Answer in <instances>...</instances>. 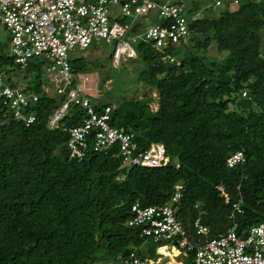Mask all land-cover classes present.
Returning <instances> with one entry per match:
<instances>
[{"label":"trees","instance_id":"1","mask_svg":"<svg viewBox=\"0 0 264 264\" xmlns=\"http://www.w3.org/2000/svg\"><path fill=\"white\" fill-rule=\"evenodd\" d=\"M207 1L171 2L185 15L200 13L176 43L161 51L151 40L133 46L141 97H126L120 63L110 64L117 70L116 92L105 90L107 101L91 94L89 77L83 91L96 114L110 106L108 125L131 134L136 150L161 144L169 159L162 167L128 164L117 140L93 149L94 126L82 157H69L68 129L81 123L86 110L71 100L50 126L48 118L66 96L43 92L42 86H51L47 60L32 58L20 69L0 44L3 78L10 81L18 68L21 89L39 95L27 108L35 116L27 127L0 100V264H118L130 252L156 257L159 243L125 222L133 202L161 206L176 184L182 195L173 213L189 232L198 216L207 237L222 233L234 203L241 209L234 217L238 236L264 221V0ZM130 30L138 33L140 22ZM209 47L216 57L207 55ZM69 67L88 76L85 62ZM108 76L98 78L97 88ZM236 150L243 162L227 167Z\"/></svg>","mask_w":264,"mask_h":264},{"label":"built area","instance_id":"2","mask_svg":"<svg viewBox=\"0 0 264 264\" xmlns=\"http://www.w3.org/2000/svg\"><path fill=\"white\" fill-rule=\"evenodd\" d=\"M210 4L219 6L221 0H211ZM149 13H155L160 22L147 26L140 24V33L133 34L131 40H151L158 51L185 37L190 23L200 14L195 11L185 15L179 5L166 0H0V25L10 36L6 52L12 63L24 70L30 59H46L44 72L53 87L44 85L43 92L47 97L65 93L66 99L48 118L49 125L56 124L71 100L87 112L81 117L80 124L68 129L69 157H82L86 136L94 126L97 128L93 133V149L117 140L119 153L130 165L152 168L169 162L161 144L149 143L145 149L136 150L131 134L109 126L110 106L105 105L99 114L93 112L92 104L83 96L88 76L72 73L67 59V53L74 47L85 49L103 40L107 44L113 43L110 63L118 66L125 56L134 57V48L126 35L134 23L141 22L140 17ZM167 60L171 62L173 57L167 56ZM14 82L12 77L7 81L0 72V100L11 111L12 117L27 127L35 120L27 108L39 95L24 92L19 83ZM243 160V152L236 150L225 162L227 167H233ZM181 195L182 185L176 184L167 202L161 206H141L135 201L130 205L133 216L126 222L138 227L140 236L150 237L155 243L169 241V244L160 243L156 253L171 257L180 255L181 258L166 264H264V221L251 224L244 236H238L234 217L241 209L234 203L227 216L229 224L222 233L207 237L209 229L198 216L192 222L193 231L189 232L173 213L172 205ZM118 264H160V259L157 256L140 258L130 252Z\"/></svg>","mask_w":264,"mask_h":264},{"label":"rangeland","instance_id":"3","mask_svg":"<svg viewBox=\"0 0 264 264\" xmlns=\"http://www.w3.org/2000/svg\"><path fill=\"white\" fill-rule=\"evenodd\" d=\"M166 1L173 2V0H166ZM207 4H210L209 0L207 1ZM112 10L116 12V9L114 7L112 8ZM215 10L216 9L214 8V11ZM139 20L141 21L140 23L142 25L144 23L145 26H147V25L156 23L158 21V18H157L155 13H149L144 17H140ZM139 33H140V30L136 34H139ZM133 36L134 35L132 33H128L126 35V37L128 38V41L132 45V47L135 46V44H137L140 41L139 39L131 40V37H133ZM7 37H8V32L2 27V25H0V44L2 45L4 50H6L7 47L9 46V43H8L9 41H8ZM112 48H113V43L107 44L103 40H98L94 44L90 45L89 47H87L85 49H80L78 47H74L72 49V51H69L67 53L68 62H72V61L81 62L82 61V62H85L89 66V70L87 72L88 77L90 79L89 85L91 87L94 86V88H95L94 89L95 91H92L91 94L93 96L101 97L99 99V101H101V102L107 101V99H108L106 91L108 89H112V87L115 88V85L113 84V78H114V76H116L117 70L115 68H113V66L110 65L111 64V63H109L110 58L109 57L105 58V56L106 55L108 56V54L111 52ZM207 55L212 56V57H216L217 52H216L215 48L209 47L207 49ZM135 61H136V59H135ZM135 61H134V59L127 57V56H125L124 60H120V64L126 68V71L122 76V78H124L122 88L127 89V92L125 93L126 97L137 96L139 98L142 96V94H141L142 87H141V83L138 80H136L135 75H134V73L137 69H135L134 67L132 68ZM20 69H18V68L13 69L14 72L11 75L13 80L16 82H18V80H19V73L18 72L20 71ZM83 72H85V71L78 69L75 73L79 75V74H82ZM106 75H109V76L103 82V87L101 86V87L97 88L98 78L106 76ZM19 81H20V84L21 83L23 84V82H24L23 79H22V81L21 80H19ZM52 87H53V85L51 84L50 88H52ZM112 90H114V89H112ZM150 95L155 97L154 91L152 93H150ZM150 106L152 107L153 110L156 107L154 102L150 103ZM229 108H232V105H229ZM160 243L169 244V241H161ZM167 251L169 253V250H167ZM157 257L160 259V264H166L167 261L171 262L172 260L181 258L180 255L178 257H171L170 255H166V253L157 254ZM101 264H103V263H101Z\"/></svg>","mask_w":264,"mask_h":264},{"label":"clouds","instance_id":"4","mask_svg":"<svg viewBox=\"0 0 264 264\" xmlns=\"http://www.w3.org/2000/svg\"><path fill=\"white\" fill-rule=\"evenodd\" d=\"M211 2V1H210ZM208 5H211V4H208ZM144 19V18H143ZM141 24V23H140ZM144 24V23H143ZM109 57V56H108ZM139 203V202H138ZM140 204V203H139ZM131 218V217H130ZM129 218V219H130ZM128 220V219H127ZM127 222V221H126ZM125 222V224L127 225V226H129L127 223ZM131 227H135V228H137L138 229V231H139V228L138 227H136V226H131ZM140 235V234H139ZM159 246V245H158ZM158 248V247H157ZM157 250V249H156ZM157 254V253H156ZM159 254V253H158ZM161 254V253H160Z\"/></svg>","mask_w":264,"mask_h":264},{"label":"water","instance_id":"5","mask_svg":"<svg viewBox=\"0 0 264 264\" xmlns=\"http://www.w3.org/2000/svg\"><path fill=\"white\" fill-rule=\"evenodd\" d=\"M108 56H109V54H108Z\"/></svg>","mask_w":264,"mask_h":264}]
</instances>
